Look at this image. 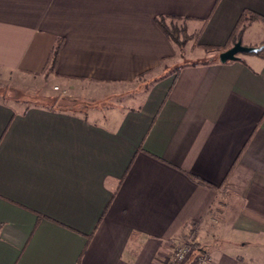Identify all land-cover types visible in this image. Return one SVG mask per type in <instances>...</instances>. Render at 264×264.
Listing matches in <instances>:
<instances>
[{
	"label": "crops",
	"instance_id": "0c3cea01",
	"mask_svg": "<svg viewBox=\"0 0 264 264\" xmlns=\"http://www.w3.org/2000/svg\"><path fill=\"white\" fill-rule=\"evenodd\" d=\"M245 10L264 0H0V264H164L188 234L264 264V57L219 60Z\"/></svg>",
	"mask_w": 264,
	"mask_h": 264
},
{
	"label": "trees",
	"instance_id": "16d2710c",
	"mask_svg": "<svg viewBox=\"0 0 264 264\" xmlns=\"http://www.w3.org/2000/svg\"><path fill=\"white\" fill-rule=\"evenodd\" d=\"M258 20L262 21L264 23V17L263 16L255 13V12L249 11V10L243 11V13L241 14V16L237 22V25H236L233 33L231 34L229 43L232 42L234 44L237 40H239L241 38L242 31H243L244 27L246 26L247 22L258 21ZM157 23L163 29V31L169 37H171V39H173V41H175L179 45H182L183 42H180L179 37L177 36V32H175L174 30L171 31L168 27H166V25L164 23V19H158ZM60 44H61L60 41L57 42V44L52 49L50 56L47 60L46 66L49 67L50 71H54V69L56 67V64L58 61ZM258 54L264 57V47L261 51L258 52ZM207 61L208 60H205V62H207Z\"/></svg>",
	"mask_w": 264,
	"mask_h": 264
},
{
	"label": "built area",
	"instance_id": "2783aa9c",
	"mask_svg": "<svg viewBox=\"0 0 264 264\" xmlns=\"http://www.w3.org/2000/svg\"><path fill=\"white\" fill-rule=\"evenodd\" d=\"M211 256L198 247L192 234L181 239L164 264H209Z\"/></svg>",
	"mask_w": 264,
	"mask_h": 264
},
{
	"label": "rangeland",
	"instance_id": "374dc122",
	"mask_svg": "<svg viewBox=\"0 0 264 264\" xmlns=\"http://www.w3.org/2000/svg\"><path fill=\"white\" fill-rule=\"evenodd\" d=\"M170 30L172 31V30H174L175 32H177V36L179 37V40H180V42H183L182 43V45H180L181 47H183V46H185L186 44H187V42H189V40H191V39H193V38H195L193 35H188L187 33H186V30L185 29H182V27H177V26H172L171 28H170ZM263 46H264V44H263ZM207 51H208V48H207ZM150 84V83H149ZM148 86V85H147ZM47 87V86H46ZM52 88H53V91H55L54 93H55V96L54 97H56L57 99H61V100H63L62 102H60L57 106L58 107H64V108H67V107H73V108H80L81 107V105L82 104H80V103H78V104H76L75 102L73 103V104H71V101H70V99L69 98H66V96H68V95H70V94H68V93H66V92H62V91H59V90H57L58 88H57V86H52ZM9 93V95H11V96H16V97H20V96H26V94H21L22 92H20V91H11V92H8ZM55 98V99H56ZM54 99V98H53ZM53 99H51V100H49V102H52L53 101ZM65 100H68V102H70V104L69 103H65L64 101ZM63 103V104H62ZM95 104H97V105H117V104H124V105H128V104H130L131 102H129L128 100H127V98L126 97H124V96H119V95H117V96H110V97H108V98H105V99H100V100H97V101H95L94 102ZM50 104V103H49ZM84 104L85 103H83V105L82 106H84ZM56 105V104H55ZM85 107V106H84Z\"/></svg>",
	"mask_w": 264,
	"mask_h": 264
},
{
	"label": "water",
	"instance_id": "95a60500",
	"mask_svg": "<svg viewBox=\"0 0 264 264\" xmlns=\"http://www.w3.org/2000/svg\"><path fill=\"white\" fill-rule=\"evenodd\" d=\"M263 45L261 46H248L242 43L239 39L237 40L231 47L222 51L219 54V60L221 62H227L231 60H237L239 58V54L241 53H258L263 49Z\"/></svg>",
	"mask_w": 264,
	"mask_h": 264
}]
</instances>
